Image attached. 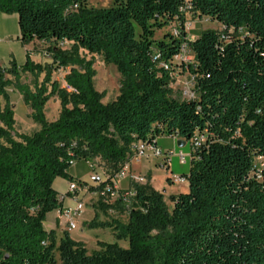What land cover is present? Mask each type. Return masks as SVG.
I'll use <instances>...</instances> for the list:
<instances>
[{
  "label": "trees",
  "instance_id": "16d2710c",
  "mask_svg": "<svg viewBox=\"0 0 264 264\" xmlns=\"http://www.w3.org/2000/svg\"><path fill=\"white\" fill-rule=\"evenodd\" d=\"M87 1L0 0V14L17 16L20 44L47 45L51 59L42 65L27 53L23 65L0 64V264H58L56 254L60 264H264V163L256 166L264 159V0H111L104 9ZM189 16L223 30L189 41ZM166 28L173 32L156 40ZM185 46L194 87L181 100L172 85ZM82 52L115 66V101L102 104L106 94L95 89L94 64ZM61 70L60 90L52 75ZM25 74L33 88L21 83ZM11 87L38 132L15 133ZM55 96L61 111L48 122L45 107ZM163 137L191 150L188 191L171 196V207L149 181H131L136 195L127 203H108L105 184L89 185L96 211L127 222L96 216L86 226L110 229L117 242L97 241L90 252L68 233L58 241L46 231L47 215L63 210L54 182L79 181L72 165L96 163L111 180L135 144L157 146Z\"/></svg>",
  "mask_w": 264,
  "mask_h": 264
},
{
  "label": "rangeland",
  "instance_id": "374dc122",
  "mask_svg": "<svg viewBox=\"0 0 264 264\" xmlns=\"http://www.w3.org/2000/svg\"><path fill=\"white\" fill-rule=\"evenodd\" d=\"M87 5L90 8L95 9H104L110 8L114 5L113 1L111 0H88ZM207 30L213 31H222L223 28L217 22L209 20L207 18H197V17H188V25L186 26L187 37L189 41H193L198 38L202 32ZM173 31L170 28H166L157 32L156 40H162L167 34H171ZM19 26H18V19L16 15H5L0 14V64L4 67H9V61L14 59L18 65H23L26 60V51L25 48L20 44L17 40L19 37ZM6 47H9L8 49ZM31 52L34 54V62L40 63L42 65H46L51 63V59L46 55L47 45L42 43H37L35 46H31ZM64 49L69 48L68 44H64L62 46ZM82 56L86 59V61H91L94 64V69L96 71V77L94 79L95 89L100 93H105L106 96L102 101L103 105H107L118 97L119 95V88H120V81L121 77L117 72L115 66L105 64L103 58L99 55H90L87 52H82ZM193 63V55L188 47L184 49L181 57L175 59V82L172 85V89L175 93V96L180 98L181 100L189 99L193 94V77L188 72V67ZM67 71L61 70L52 75V83L56 82L59 84L60 90L66 88L64 83V77ZM8 79H12L8 76ZM44 80V75H42L38 79V83H42ZM21 83L24 85H28L33 88L35 83V78H33L29 74L22 75ZM50 91V86H49ZM8 94L10 96L11 105L15 112V133L17 134H25L31 135L35 132L40 130V126L35 124L31 118V109L24 105L22 97L20 94L11 87L8 89ZM1 105H4V102L1 101ZM61 111L60 102L57 96L50 99L45 107V116L48 122H54L58 119L59 114ZM162 145L166 147H171V141L168 139L161 140ZM187 148H177L175 153L178 155L180 152L184 154V151ZM186 155V154H184ZM187 156V155H186ZM179 160V158L174 157ZM173 158V159H174ZM187 165L188 166V157H187ZM264 163V159L260 158L256 160V166L260 168ZM185 166V167H186ZM153 171V180L155 186L158 190H162L165 187L169 186L168 177L171 175L170 169H166L162 167V165L154 166ZM73 171L79 175L84 182L89 183L90 178V170L88 167L87 162H80L77 163L75 167H73ZM84 202L88 211L90 212L91 207L97 205L98 198L95 196L94 198L90 196L84 197ZM166 202L169 207H171V203L169 198H166ZM99 218L105 222L111 221L114 218H117L115 215L111 213L108 215H103L99 212ZM120 221H125L124 218L120 217ZM85 223V222H84ZM83 223V224H84ZM88 224V222H87ZM85 231L84 240L87 243V248L90 252L97 250V246L95 243L94 232L93 230H88L85 226L78 224L77 229L73 231V233L78 231ZM103 231L101 233L102 240L112 244L116 243L117 241L113 237L112 233L108 229H100ZM80 233V232H79ZM119 245L123 248H128V244L126 242H118ZM56 258L58 264L59 255L56 254Z\"/></svg>",
  "mask_w": 264,
  "mask_h": 264
},
{
  "label": "crops",
  "instance_id": "0c3cea01",
  "mask_svg": "<svg viewBox=\"0 0 264 264\" xmlns=\"http://www.w3.org/2000/svg\"><path fill=\"white\" fill-rule=\"evenodd\" d=\"M17 39H18V37H17ZM6 48L8 49L9 47H6ZM24 48H25L26 53H30V57L34 61V54H32V52H31L32 51L31 50V48H32L31 45L30 46H25ZM163 139L170 140L172 142L171 143L172 144L171 147H166V146L162 145L161 140H163ZM157 147L159 149H161L162 151H164V152H166V151H176V149L179 148L178 147V140L174 139V138H170V137L159 138L157 140ZM182 148H187V149H185L186 151H184V154H186L188 156V166H186V165H185L186 167L185 166H181L178 159H176V158L172 159L171 165L169 167V169L171 171V175L167 179L168 183H169L168 187H165L162 190H158L156 188L154 180H153V174L152 173L154 171V169H153L154 166L155 165L160 166L161 165V161L158 160V159H151V160H143L141 162L130 161L127 164V173L125 174V177L119 183L120 190L126 191V190L131 189V187H130L131 186V181H135V182H137L139 184H145V183H147L149 181L150 185L153 187L154 190H156V191H158V192H160V193H162L164 195L165 200H166V198H170L171 196L177 195L179 193H186L188 191L187 180H186V182L181 183V184H177V183H175L173 181V179L175 177H186L189 174V170H190V153H191L189 143H186L185 146L182 147ZM75 166H76V164L72 165V167L70 169V174L73 177H75L76 179H78L79 181H83L82 178L73 171V167H75ZM140 178L144 179V183H142V182L137 180V179H140ZM53 187L59 193L60 197H62V196L64 197L62 199L63 208H72V207L75 206L74 200L71 198V196L67 195V190H68V182L67 181L62 180V179H58V180H56L54 182ZM86 196H90L92 198H94L96 196L98 198V196L95 193H92V192H89V191L86 192V193L84 192V193H82L80 195V197L82 199H84V197H86ZM89 208H87V206H86V209H85L84 213L78 219L77 226H78V224H80V225H82V227L85 226L87 228L86 225H88L96 216L98 217L99 221L105 222V221H103V220H101L99 218V211H96L94 209V206L91 207V209H90L91 211L90 212L88 211ZM112 214L117 217V218H114V220H119V218L122 217V218L125 219V221H121V222H123V223L127 222V216H125V215L120 216V215H118L117 213H114V212L111 213V216H112ZM87 222H88V224H87ZM44 227H45L46 231H54V232H56L58 241H59V239H61V237L65 233H68L73 240L81 241V242L85 243L86 246H87V243L84 240V237H85L84 232L85 231L82 232V230H81V231H78V232H75V233H73V231L72 232H68L66 230V227H65V224H64V220L60 219V212L58 210H56V211H54V212H52V213L47 215ZM108 230H110V229H108ZM93 232H94L95 243L97 241L106 242L105 240H102L101 233L103 231H101L100 229H95V230H93Z\"/></svg>",
  "mask_w": 264,
  "mask_h": 264
},
{
  "label": "built area",
  "instance_id": "2783aa9c",
  "mask_svg": "<svg viewBox=\"0 0 264 264\" xmlns=\"http://www.w3.org/2000/svg\"><path fill=\"white\" fill-rule=\"evenodd\" d=\"M187 25L188 23L186 24V26ZM185 48L186 46L182 48L181 54L176 59L181 57ZM132 153L133 156L131 161L141 162L143 160L158 159L161 161L162 167H165L166 169H169L174 157L179 158V163L181 166L187 165L186 159L188 156L184 155L183 153L180 152L177 155L175 151L164 152L157 146H152L149 143L139 142L135 144L132 148ZM88 167L91 173L89 183L83 181H74L68 184L67 195L71 196V198L74 200L75 206L72 208H63V210L60 212V219L64 220V224L68 232H72L77 228L78 219L86 209V203L80 197V195L84 192H88L89 185L98 187L102 184H105V187L100 195L106 197V201L111 204L118 200L122 201L123 203H127L136 195L134 190L132 189L122 191L119 188L120 181L125 177V174L127 173V165L120 174H118L111 180H108V178L103 174L101 168L96 163H88ZM137 180L144 183V179L142 178ZM186 180V177H175L173 179V181L177 184L184 183L186 182ZM63 198L64 197L62 196L61 199Z\"/></svg>",
  "mask_w": 264,
  "mask_h": 264
},
{
  "label": "water",
  "instance_id": "95a60500",
  "mask_svg": "<svg viewBox=\"0 0 264 264\" xmlns=\"http://www.w3.org/2000/svg\"><path fill=\"white\" fill-rule=\"evenodd\" d=\"M185 144H186V142H185V141H183V140H179V141H178V147H179V148H182V147H184V146H185Z\"/></svg>",
  "mask_w": 264,
  "mask_h": 264
}]
</instances>
